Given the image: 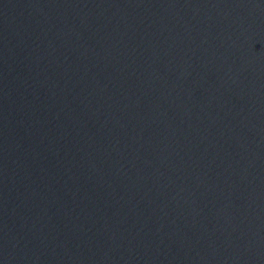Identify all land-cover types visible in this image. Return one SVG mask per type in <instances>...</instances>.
Instances as JSON below:
<instances>
[{"label":"water","instance_id":"obj_1","mask_svg":"<svg viewBox=\"0 0 264 264\" xmlns=\"http://www.w3.org/2000/svg\"><path fill=\"white\" fill-rule=\"evenodd\" d=\"M0 264H264V0H0Z\"/></svg>","mask_w":264,"mask_h":264}]
</instances>
